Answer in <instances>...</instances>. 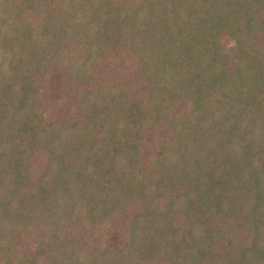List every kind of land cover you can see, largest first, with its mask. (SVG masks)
Returning a JSON list of instances; mask_svg holds the SVG:
<instances>
[{"label": "trees", "instance_id": "trees-1", "mask_svg": "<svg viewBox=\"0 0 264 264\" xmlns=\"http://www.w3.org/2000/svg\"><path fill=\"white\" fill-rule=\"evenodd\" d=\"M0 264H264V0H0Z\"/></svg>", "mask_w": 264, "mask_h": 264}, {"label": "rangeland", "instance_id": "rangeland-1", "mask_svg": "<svg viewBox=\"0 0 264 264\" xmlns=\"http://www.w3.org/2000/svg\"><path fill=\"white\" fill-rule=\"evenodd\" d=\"M114 227L112 221L102 220L100 222V235L91 238L90 241L98 247L117 250L121 245L122 237Z\"/></svg>", "mask_w": 264, "mask_h": 264}]
</instances>
